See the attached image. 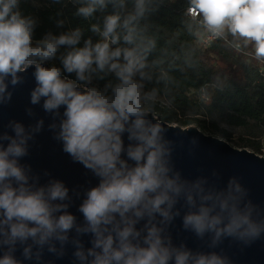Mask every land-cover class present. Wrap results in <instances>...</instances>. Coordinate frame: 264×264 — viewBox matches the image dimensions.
I'll return each instance as SVG.
<instances>
[{
	"label": "clouds",
	"instance_id": "9594fccd",
	"mask_svg": "<svg viewBox=\"0 0 264 264\" xmlns=\"http://www.w3.org/2000/svg\"><path fill=\"white\" fill-rule=\"evenodd\" d=\"M72 2L79 5L75 15L86 20L113 6L114 13L102 24L90 26L98 41L89 36L80 46V27L59 35L49 31L34 40L39 20L22 13L20 0H0V106L11 102L10 86L23 84L24 74L33 68L30 104L41 105L51 116L53 139L99 183L84 192L78 207L83 220L78 222L68 209L73 195L80 193L72 190L70 195L58 179L40 184L31 166L20 163L29 155V141L44 129V119L27 127L10 120L6 128L13 135L0 134V264H54L44 260L45 253L62 259L69 246L74 264H233L223 249H215L226 239L248 247L264 237V208L253 203L237 176L221 188L206 176L186 179L175 168L176 142L167 138L170 127L157 110L163 104L174 106L181 81L162 65L181 73L197 69L195 40L201 34L237 52L251 49L253 58L264 62V0H187L181 29L189 39L179 52L160 49L151 64L147 58L158 37L149 31L147 19L154 0H134L130 12L126 0ZM64 23L56 20L58 27ZM155 68L158 86L146 90ZM109 74L116 82L108 81L102 89L93 86L94 79ZM224 84L215 77L197 90L198 99L209 103L212 90ZM26 112L35 116L31 107ZM197 146V138L191 137L189 155ZM212 176L219 173L213 170ZM177 218L183 231L212 250L174 243L170 229ZM84 236L90 237V247ZM18 249L23 259L16 257Z\"/></svg>",
	"mask_w": 264,
	"mask_h": 264
},
{
	"label": "trees",
	"instance_id": "16d2710c",
	"mask_svg": "<svg viewBox=\"0 0 264 264\" xmlns=\"http://www.w3.org/2000/svg\"><path fill=\"white\" fill-rule=\"evenodd\" d=\"M19 7L24 15H32L39 20V25L34 32V40L42 39L49 31L59 35L80 27L84 30L80 46H83V41L89 36L94 42L98 41L99 37L89 30L91 24H102L104 17L115 11L113 6L108 4L103 11L98 10L94 18L86 20L75 15L79 5L74 4L72 0H61L59 4L53 3L52 0H20ZM133 7L134 0H126V11H132ZM153 7L154 11L148 16L147 23L150 25L149 31L156 33L158 39L156 50L147 58L149 64L160 55V49L170 47L179 52L183 41L189 39L181 29L187 0H154ZM58 12H62V15L58 16ZM57 19L65 21L62 27L57 26ZM169 41L172 43L169 44ZM197 55L198 68L189 69L186 73L169 69L167 63L162 65L181 83L175 91L174 106L169 107L167 104L158 106L157 115L169 124L180 123L188 126L195 122L196 127L203 133L215 130L220 132L225 139H230L229 133L220 129L216 123L206 124L205 120L208 117H216L221 123L242 131L240 142L243 148L264 157V85L256 73L255 63L241 55L234 54L220 40H215L208 48H199ZM212 60L224 63L227 71L219 70ZM55 63L60 66L59 61ZM152 72L153 81L146 82V90L158 86L156 77L159 75V68L153 69ZM217 76L225 82L224 87L212 90L210 102L203 104L198 99L197 90L205 83H211ZM68 78L74 79V75H69ZM108 81L116 82L114 74H109L102 80L94 79L93 86L102 89ZM159 87H162V84ZM188 113L197 117L182 121L180 116L184 117ZM201 114L206 119H198V115Z\"/></svg>",
	"mask_w": 264,
	"mask_h": 264
},
{
	"label": "water",
	"instance_id": "95a60500",
	"mask_svg": "<svg viewBox=\"0 0 264 264\" xmlns=\"http://www.w3.org/2000/svg\"><path fill=\"white\" fill-rule=\"evenodd\" d=\"M33 71V68H29L28 72L24 74L26 78L23 84L18 85L15 89L10 86L9 90L13 91L12 100L9 104L0 106V134L8 131L10 135H13L11 130L6 128L10 120L21 122L27 127L35 124L40 118L44 119V129L36 135L33 141H29V155L23 157L20 163L31 166L33 173L40 176V184H46L49 179H58L69 188L70 195H73L72 190L78 191L80 196L73 195V203L68 211L77 217L78 222H82L83 216L78 211V207L84 198L83 194L87 189L96 186L99 183V178L85 169L82 164L74 162L62 150V144L54 140L52 132L48 130V125L52 122L51 116L43 111L41 105L30 104V91L35 86L34 78L31 75ZM29 107L33 108L34 117L27 115L26 109ZM62 112L63 108H61ZM148 119L153 123L156 122L151 115L148 116ZM165 123L170 127L166 134L167 138L176 142V149L172 157L175 168L181 172L184 178L194 180L199 176H206L210 182H216L218 187L222 188L226 186L230 177L237 176L241 183L249 189V198L253 203L264 208L263 156L245 148H234L224 140L204 134L195 126L182 129L179 125ZM179 131L182 133L177 136L176 133ZM193 136L197 138L198 146L194 150V155H189V141ZM122 138L127 146L129 143L127 133ZM181 142L183 146H181ZM4 143L6 146L7 142ZM213 170L219 173L218 178L212 176ZM45 172L49 175L45 176ZM140 226L137 225V227ZM170 231L173 242L176 244L184 242L193 250H212L208 249L206 244L199 241L192 233L183 231L179 218L176 219ZM82 239L85 246L90 247V237L84 236ZM221 249L232 259L233 264H264V237L248 247H242L240 244L226 239L215 251L220 252ZM2 254L0 251V255ZM15 255L18 259H23L19 249ZM44 260L54 261V264H74L72 248L68 247L67 254L62 259H56L51 254L45 253ZM25 264H34V262L25 261Z\"/></svg>",
	"mask_w": 264,
	"mask_h": 264
},
{
	"label": "rangeland",
	"instance_id": "374dc122",
	"mask_svg": "<svg viewBox=\"0 0 264 264\" xmlns=\"http://www.w3.org/2000/svg\"><path fill=\"white\" fill-rule=\"evenodd\" d=\"M249 50H251V49H249ZM212 63H214V65L216 67H218L219 70L222 69L223 72H226L227 71V66L224 63H222L220 61H215V60H212ZM196 117L197 116H194L191 113H188L184 117L183 116H180V119H182V121H187L189 119L196 118ZM198 119L203 120V119H206V118L201 114V115H198ZM205 122H206L207 125H211V123H213V122L216 123L220 129H224L227 133H229V135H230L231 138L230 139H225L220 134V132L215 131V130L205 131L204 134L211 135L213 137H216V138H219L221 140H224V141H226L228 143V145H231L234 148H237V149L243 148L241 146V142H240V135H241L242 131L239 128H235V127H231V126L225 125V124L221 123L219 120H217L216 117H208L205 120ZM171 124H173V125H179V126L182 127V129H186V128L194 127V126L196 127L195 122H192V124L191 125H188V126H183L180 123H171ZM263 144H264V141H263ZM245 149H247V148H245ZM247 150H249V149H247Z\"/></svg>",
	"mask_w": 264,
	"mask_h": 264
},
{
	"label": "built area",
	"instance_id": "2783aa9c",
	"mask_svg": "<svg viewBox=\"0 0 264 264\" xmlns=\"http://www.w3.org/2000/svg\"><path fill=\"white\" fill-rule=\"evenodd\" d=\"M215 40L211 39L207 35L201 34L197 39H196V44L199 48L205 49L208 48ZM231 49V48H230ZM231 51L236 54V55H241L245 57L248 60H251L255 63L258 76L260 78L261 83L264 85V62L256 61L253 56L250 54L251 50L246 49L243 52H237L233 49Z\"/></svg>",
	"mask_w": 264,
	"mask_h": 264
}]
</instances>
